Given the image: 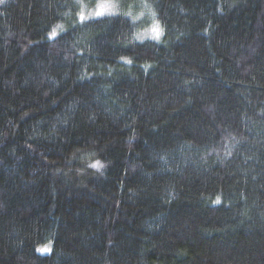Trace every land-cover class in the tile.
I'll use <instances>...</instances> for the list:
<instances>
[{
	"label": "trees",
	"instance_id": "1",
	"mask_svg": "<svg viewBox=\"0 0 264 264\" xmlns=\"http://www.w3.org/2000/svg\"><path fill=\"white\" fill-rule=\"evenodd\" d=\"M85 1L0 3V264H264V0Z\"/></svg>",
	"mask_w": 264,
	"mask_h": 264
},
{
	"label": "rangeland",
	"instance_id": "2",
	"mask_svg": "<svg viewBox=\"0 0 264 264\" xmlns=\"http://www.w3.org/2000/svg\"><path fill=\"white\" fill-rule=\"evenodd\" d=\"M129 1L130 0L126 2L124 1V5L121 4L123 6H119V3H117L115 0H86L83 4H81L82 7L79 16L80 18L92 19L102 16L114 15L122 11V9L124 10V8L127 6L128 9L132 10L129 12V14L134 16L137 23L142 24V28H140L137 33L138 41H159L162 38L164 31L162 26L151 15L152 11L149 4H147L144 0H131L130 3ZM97 12H101L102 14L97 15ZM154 29H157L159 32L158 38L157 31H154ZM53 34L54 31L52 32L51 36ZM45 249L47 250L45 251ZM51 249L52 245L49 244L47 247H40L38 251L41 254L50 253Z\"/></svg>",
	"mask_w": 264,
	"mask_h": 264
},
{
	"label": "snow or ice",
	"instance_id": "3",
	"mask_svg": "<svg viewBox=\"0 0 264 264\" xmlns=\"http://www.w3.org/2000/svg\"><path fill=\"white\" fill-rule=\"evenodd\" d=\"M0 3H3V0H0ZM97 15H101L102 13L101 12H97L96 13ZM154 31H157V29H154ZM158 36H159V32L157 31V38H158ZM47 249H45V251H46Z\"/></svg>",
	"mask_w": 264,
	"mask_h": 264
}]
</instances>
